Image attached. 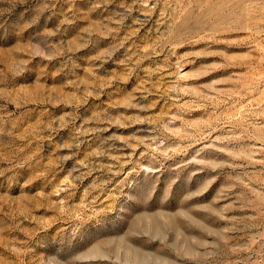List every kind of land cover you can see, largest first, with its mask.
I'll return each mask as SVG.
<instances>
[{
  "label": "rangeland",
  "instance_id": "rangeland-1",
  "mask_svg": "<svg viewBox=\"0 0 264 264\" xmlns=\"http://www.w3.org/2000/svg\"><path fill=\"white\" fill-rule=\"evenodd\" d=\"M0 264H264V0H0Z\"/></svg>",
  "mask_w": 264,
  "mask_h": 264
}]
</instances>
